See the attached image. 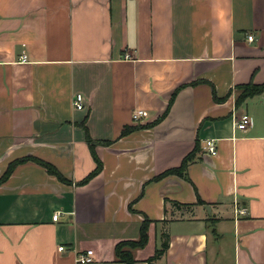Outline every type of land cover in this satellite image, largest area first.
Instances as JSON below:
<instances>
[{"label": "crops", "instance_id": "0c3cea01", "mask_svg": "<svg viewBox=\"0 0 264 264\" xmlns=\"http://www.w3.org/2000/svg\"><path fill=\"white\" fill-rule=\"evenodd\" d=\"M261 85L264 0H0V178L67 181L0 185V264H121L144 221L133 264H264V91L238 102Z\"/></svg>", "mask_w": 264, "mask_h": 264}, {"label": "trees", "instance_id": "16d2710c", "mask_svg": "<svg viewBox=\"0 0 264 264\" xmlns=\"http://www.w3.org/2000/svg\"><path fill=\"white\" fill-rule=\"evenodd\" d=\"M239 89L242 90V94L239 97L238 102L242 101V100H244L250 96L257 95V94L263 92L264 91V85H261V86H241ZM134 129H135L134 127L124 128L121 132V137L126 136L131 131H133ZM85 140H86V143L88 144L91 156H92V158L96 164L95 170L86 178V180L87 179L89 180L90 178L94 177L95 175H97L98 173L101 172L102 163H101V160L95 154V151H94L95 142L93 140H91L86 129H85ZM105 144H108V142H106ZM28 161H32V162L36 163L37 165L42 166L47 171V173L49 175L56 177L58 181H60L62 183H67V181L50 164L42 162V161L35 159V158H26V159H22V160H18L16 162H13L12 164H10L8 166V168L6 169V171L4 172V174L0 178V185L2 183H4L12 175V173H13V171L17 165L24 163V162H28ZM188 161H189V159L186 158L183 161L180 168L168 170L165 173H163L161 176H166V175H169L171 173H178V172H179V174L183 173V171H185V168L187 166ZM161 176H159L158 178H160ZM158 178H156V179H158ZM198 204L202 205L204 203L202 201L198 200ZM147 227H148V223L146 221H144V223L140 229V235H139V238L137 241H127V242H122V243H119L116 245L115 257H116V261H118V263H121V264H133L134 263L132 251L138 250V249H143L146 246V244H147ZM168 244H169L168 237L163 234L162 235V243L160 245V248L155 251V255L152 258H150L148 260V262L151 263V262L159 259L160 257H162L168 248Z\"/></svg>", "mask_w": 264, "mask_h": 264}, {"label": "built area", "instance_id": "2783aa9c", "mask_svg": "<svg viewBox=\"0 0 264 264\" xmlns=\"http://www.w3.org/2000/svg\"><path fill=\"white\" fill-rule=\"evenodd\" d=\"M246 41L248 43L253 42V36L251 34L247 35ZM25 60H26L25 56H22L21 61H25ZM73 106L78 111L83 109V97L81 95L77 94L74 96ZM145 117H146V113L142 110H134L132 112V121L135 124L140 123ZM249 124H250V120L248 116L243 115L240 118V120L237 123H235V128L237 130L244 131L248 128ZM202 150L207 156H215L217 153V145L214 140H206L203 143ZM235 213L237 215H245L246 211L244 209H240V210H236ZM58 216L59 214L53 216L52 219L56 221ZM58 251L59 252L64 251V247L63 246L58 247ZM75 263L76 264H93L94 263L93 252L91 250H88L83 253L76 254Z\"/></svg>", "mask_w": 264, "mask_h": 264}]
</instances>
